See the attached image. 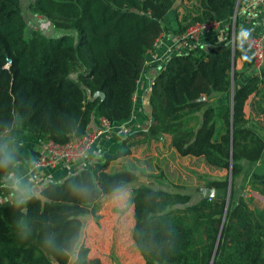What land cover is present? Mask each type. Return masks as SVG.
<instances>
[{"label":"trees","instance_id":"trees-1","mask_svg":"<svg viewBox=\"0 0 264 264\" xmlns=\"http://www.w3.org/2000/svg\"><path fill=\"white\" fill-rule=\"evenodd\" d=\"M236 1L198 0V13L187 25L226 21L228 40L172 56L154 78L150 133L169 134L179 155L203 157L226 174L202 175L203 186L215 189L212 199L191 201L177 184L175 191L148 183L131 189L130 235L146 264H264V207L251 209L242 195L230 203L244 162L256 163L264 154V137L244 113L250 95L264 99V69L244 82L231 69L232 58L243 68L252 63L236 30L232 47ZM22 2L0 0V182L11 160L22 159L7 137L17 117L24 132L59 143L82 135L99 116L118 125L129 119L137 81L175 0H28L26 10L45 21L27 37L33 19L25 16ZM213 93H225L224 102L206 107L200 124L188 127L185 109ZM126 153L107 154L102 162L46 183L38 194L1 204L0 264H101L80 243L81 218L95 216L98 201L138 179L129 168L106 171L110 160ZM250 177L264 196V171Z\"/></svg>","mask_w":264,"mask_h":264},{"label":"crops","instance_id":"crops-1","mask_svg":"<svg viewBox=\"0 0 264 264\" xmlns=\"http://www.w3.org/2000/svg\"><path fill=\"white\" fill-rule=\"evenodd\" d=\"M235 8V21L237 19L235 28L240 36L264 33V16L252 0H237ZM197 13L198 0H175L162 18L165 30L159 35L154 49L147 56L146 64L149 67L143 70L137 81L131 116L126 122L115 124L112 131L99 137L82 159L74 163H59L52 169L35 167L34 161L38 155L41 140L24 132L20 126V118L17 117L12 131L7 137L13 151L22 159L11 160L12 168L2 177L0 205L21 201L31 194H38L46 183L61 181L81 168L95 162H102L107 154H114L119 150L127 151V153L110 160L106 171L113 173L129 168L137 173L136 181L117 191V193H125L127 196H130L131 189L139 184L148 183L154 187L151 184L152 178L148 175L144 176L142 172V170L149 172L147 165L152 164L161 167V169L164 168L165 172L167 170L169 174L176 175L180 173L179 162L198 158L191 155H179L170 145L171 136L169 134L153 135L148 130L152 112L151 82L157 73L165 67L167 61L172 56L186 53L196 46L207 49L209 45L224 43L229 38L227 22L220 21L217 29L201 33L196 40L181 39L183 28ZM234 69L241 72L238 82H244L253 73L250 67L243 68L240 59L235 60ZM249 101H251L250 107H248ZM244 113L246 118L252 114L257 117L256 119H258V115H264V99H261L259 95H250L246 100ZM96 121L91 125V128L95 127ZM261 160L256 163L259 164ZM251 191L264 197L255 189Z\"/></svg>","mask_w":264,"mask_h":264},{"label":"rangeland","instance_id":"rangeland-1","mask_svg":"<svg viewBox=\"0 0 264 264\" xmlns=\"http://www.w3.org/2000/svg\"><path fill=\"white\" fill-rule=\"evenodd\" d=\"M27 3L28 0H23L24 10L27 9ZM24 14L27 18L33 19L25 31L27 37L32 31H39V24L45 20L39 21L38 15L32 16L27 10ZM34 24L38 26L35 30L31 28V25ZM225 97V93H213L209 96L201 95L197 99V101L201 102L198 107L190 110L185 109V124L188 127L196 128L202 120V111L209 106L217 109L220 102H224ZM250 106L251 101L248 102V107ZM249 117V122L254 123L257 132L264 137V115H258V119L252 114ZM179 164L180 173L176 175L169 174L167 170L165 172L164 168L161 169V167L153 166L152 164L147 165L149 172L144 170L142 172L144 176L148 175V177L152 178L151 184L154 185V188L175 191L178 190L173 187L175 182V184L182 187L179 189L181 192L190 195L191 201L198 198L196 188L203 185L202 175L223 176L226 174L224 169H217L207 165L203 157L185 160L179 162ZM244 165L245 170L233 181L230 203L232 204L242 195L248 200L251 209H261L264 207V197L251 191L254 189V184H252L253 180L250 177V172L262 173L264 171V154L259 164L244 162ZM96 207L95 216L85 215L81 218L83 227L80 243L88 247V258L99 259L101 264H145L130 235L134 223L130 196L116 192L98 201Z\"/></svg>","mask_w":264,"mask_h":264},{"label":"built area","instance_id":"built-area-1","mask_svg":"<svg viewBox=\"0 0 264 264\" xmlns=\"http://www.w3.org/2000/svg\"><path fill=\"white\" fill-rule=\"evenodd\" d=\"M252 2L259 8L264 16V0H252ZM38 18L41 20L44 19V17L40 15H38ZM219 24V20L196 21L186 26L180 35L181 39L196 40L201 33L217 29ZM37 27L38 26L35 24L31 25V28L34 30L37 29ZM157 39L154 43V47ZM244 39L251 50L252 63L250 68L253 73H261L264 69V33L260 35H247ZM134 101L135 94L133 95V102ZM114 127L115 124L111 120L104 116H99L95 127L87 129L82 135L73 137L64 143H59L52 139L41 140L34 166L52 169L59 163H74L85 157L99 137L112 131Z\"/></svg>","mask_w":264,"mask_h":264},{"label":"water","instance_id":"water-1","mask_svg":"<svg viewBox=\"0 0 264 264\" xmlns=\"http://www.w3.org/2000/svg\"><path fill=\"white\" fill-rule=\"evenodd\" d=\"M235 16H236V8L234 9V14L232 16V26H231L232 47H233L234 34H235ZM234 67H235V60H234V58H232L231 69L233 70ZM99 96L102 98L104 95L103 94H99ZM230 188H231V170L229 171V174H228V188H227V193H226V207H227V204H228V201H229ZM196 191L198 192V199H212L215 196V189L213 187L198 186L196 188ZM221 229H222V226L220 227L219 234L221 232Z\"/></svg>","mask_w":264,"mask_h":264}]
</instances>
